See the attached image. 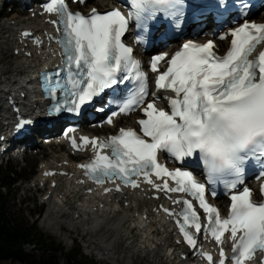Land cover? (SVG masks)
I'll return each instance as SVG.
<instances>
[{"label": "snow or ice", "instance_id": "6c2138e0", "mask_svg": "<svg viewBox=\"0 0 264 264\" xmlns=\"http://www.w3.org/2000/svg\"><path fill=\"white\" fill-rule=\"evenodd\" d=\"M182 3L183 0H130V15L138 23L145 19V13L148 18L158 12L178 16ZM45 7L48 13L61 18L58 27L62 32L63 62L54 73H45L42 83L49 96L61 90L68 98L66 105L57 104L53 111L78 112L106 89L131 80L136 87L130 89L131 94L119 103V112L113 115L140 111L146 117L138 121L142 135L122 128L108 142L82 138L84 145L91 143L100 150L92 163L82 165L93 181L103 185L119 180L124 186L137 188L142 178L156 190L190 195L207 215L206 226H202L200 215L188 199L174 201L183 205L179 214L164 211L182 217V222L177 221L180 232L193 249L197 240L188 228L194 227L200 234L204 227L219 245L230 234L233 264L252 260L257 252L264 254V204H256L247 187L235 194L243 183L244 163L249 158L264 161V51L252 57L257 45L264 44V24L245 22L234 29L231 48L224 56L216 54L212 41H189L170 60L163 55L154 57L151 71L160 72L162 61L168 64L157 80L158 88L174 93L166 111L157 107L154 95L149 98L147 75L133 56V48L123 40L129 20L119 9L105 13L93 9L85 16L69 10L65 0H51ZM73 146L77 147L75 141ZM103 149H110L111 155L103 154ZM161 152L180 163L186 158L202 161L210 177L232 176L227 184L234 193L230 196V216L221 218L219 210L206 199L205 185L198 183L191 172L169 171L160 163ZM153 176L163 183L156 184ZM169 179L175 187H170ZM116 190L121 189L117 186ZM201 254L213 264L212 255ZM226 260L221 247L219 264Z\"/></svg>", "mask_w": 264, "mask_h": 264}, {"label": "bare ground", "instance_id": "6f19581e", "mask_svg": "<svg viewBox=\"0 0 264 264\" xmlns=\"http://www.w3.org/2000/svg\"><path fill=\"white\" fill-rule=\"evenodd\" d=\"M93 5H89L88 9H91ZM264 15V13H263ZM11 20H18L17 23H24L23 18H13ZM43 21V20H42ZM41 21V22H42ZM26 22V21H25ZM17 25L6 27L9 32L13 33ZM15 49H20L15 46ZM46 53V52H44ZM22 59V57H21ZM20 59V60H21ZM43 62L44 65H49L50 59L45 55L35 56L33 59H22L19 62L17 70H14L11 78H9V86H5L3 90L15 91L17 88H25L32 86V76L26 74L32 73L39 64ZM32 98H36L32 95ZM54 152V156L47 162L42 163L44 168L47 166H58L60 163H66L69 159L66 158V154H59ZM73 172L76 169V164H72ZM46 179L40 177L39 184L44 183ZM75 179L68 180L65 183V189L59 191L56 195L50 196L47 199L49 203L48 215L44 219L43 226L54 231L57 236L61 234V225L65 219H68L69 225L74 229L83 228L87 234H92L89 241L95 246V255L100 260H109V262H117L121 259L122 252H118L116 248V241L118 238L125 239L126 247L130 253H142L144 255L142 259H146V256L161 255L164 262L167 264H195V263H180L176 257L171 254L173 250V242L167 247V243L170 238L169 226L166 225L161 219L149 214L150 208L148 202L145 200H137L132 198L126 200L131 202L130 207H124V202L120 205L111 204L109 199L103 198L97 201L93 198H83V190L76 185ZM48 194V192L46 193ZM97 195V194H95ZM54 196V197H53ZM81 200V201H80ZM101 203H104L103 208H99ZM143 207V208H141ZM95 208H99L94 211ZM78 215V219L71 220V216ZM148 215L147 220L141 219V216ZM90 221V223H88ZM67 222V221H66ZM109 229L107 234L101 235V229ZM100 233V236H99Z\"/></svg>", "mask_w": 264, "mask_h": 264}, {"label": "rangeland", "instance_id": "374dc122", "mask_svg": "<svg viewBox=\"0 0 264 264\" xmlns=\"http://www.w3.org/2000/svg\"><path fill=\"white\" fill-rule=\"evenodd\" d=\"M6 15H8L9 17L3 19V48H1L0 46V80L3 81L8 80V78H11L14 70L18 69L19 62L21 61L20 58L13 55V48H11L10 45H14V40L11 37L10 33H8V29L6 28V21L12 19L14 15ZM23 16L25 15L23 14ZM256 18L264 20V16H257ZM4 72L5 76L2 75V73L4 74ZM6 85L7 84L2 85V83H0V90L1 88H5ZM1 105H4V101L1 102ZM95 132L100 133L99 130ZM54 149V147L43 148L41 154L47 155L48 157H53L52 152ZM40 156L41 155L35 156V153L33 152L28 157L17 156L9 163H6L0 159V166H2L4 170H8L10 166L15 167L20 177L22 178L21 182H19L16 187L14 186L12 190L10 201L11 210L17 213L16 215L18 217H23L25 221H29L30 223L34 221L32 218L33 212H36L37 210H42V215L39 218L38 223L39 230L43 234V238L46 239V243L51 244L53 242L63 247V252L57 254L60 264H65L67 254L74 256L76 260L83 261L87 259L89 261V264H166L161 255H147L146 259H142L143 256L141 255L144 254L130 253L129 250L125 249L127 244L125 239L122 238H118L116 241V248L118 252L123 251L121 259H119L115 263L109 262V260H100L95 255L96 250L94 245L91 243V241H89L90 237H93V235L87 234L82 227L79 229H74L68 224L69 222H65L61 225V234H59V236H57L54 231H50L49 229L44 227L43 223L44 219L48 215L49 203L47 205L42 204L46 192H41L39 190L37 191L34 189L36 184L34 180L39 175V166L41 163ZM26 177L31 178V180L28 181ZM40 188L42 189V186H40ZM66 220L68 219H65V221ZM71 220H75L73 218V215L71 216ZM88 223H90V221ZM108 231L109 229L102 228L101 235L104 236L105 234H107ZM32 247L29 250L32 254V258L37 261L42 260L43 256L45 255L43 250L40 247ZM0 264L23 263L12 261H0Z\"/></svg>", "mask_w": 264, "mask_h": 264}, {"label": "trees", "instance_id": "16d2710c", "mask_svg": "<svg viewBox=\"0 0 264 264\" xmlns=\"http://www.w3.org/2000/svg\"><path fill=\"white\" fill-rule=\"evenodd\" d=\"M17 174L18 172L13 167L10 171H4L0 167V261L23 264H60L57 254L63 252V248L55 243L47 244L36 224L29 225L24 218L17 217L10 208L9 200L12 186L18 181L15 178ZM29 244L41 245L46 254L52 251V255H46L38 262L26 253L25 246ZM65 264H89V261L87 259L76 260L74 256L67 254Z\"/></svg>", "mask_w": 264, "mask_h": 264}]
</instances>
